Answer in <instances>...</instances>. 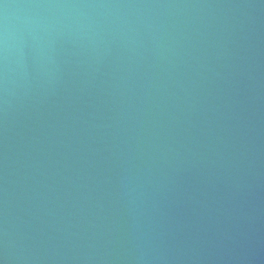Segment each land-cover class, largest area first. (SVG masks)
<instances>
[{"label": "water", "instance_id": "1", "mask_svg": "<svg viewBox=\"0 0 264 264\" xmlns=\"http://www.w3.org/2000/svg\"><path fill=\"white\" fill-rule=\"evenodd\" d=\"M0 264H264V0H0Z\"/></svg>", "mask_w": 264, "mask_h": 264}]
</instances>
